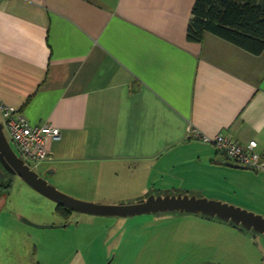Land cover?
Wrapping results in <instances>:
<instances>
[{"label":"crops","instance_id":"1","mask_svg":"<svg viewBox=\"0 0 264 264\" xmlns=\"http://www.w3.org/2000/svg\"><path fill=\"white\" fill-rule=\"evenodd\" d=\"M194 3L0 0V100L60 128L42 162L56 187H96L105 162L186 154L232 171L264 209V171L224 164L199 137L256 140L264 153V51L211 33L190 41Z\"/></svg>","mask_w":264,"mask_h":264},{"label":"rangeland","instance_id":"2","mask_svg":"<svg viewBox=\"0 0 264 264\" xmlns=\"http://www.w3.org/2000/svg\"><path fill=\"white\" fill-rule=\"evenodd\" d=\"M4 131L16 151L9 130ZM209 150L216 153L214 148ZM167 157L157 165L105 162L99 184L90 189H59L44 161L35 170L58 190L93 203L122 204L152 195L183 194L219 200L264 216V209L235 187L234 177L229 176L232 171L210 166L206 158ZM8 178L12 185L0 198V264H264V234L218 217L180 210L130 216L73 210L64 217L56 212V202L22 178L3 177ZM24 218L49 226L38 227Z\"/></svg>","mask_w":264,"mask_h":264},{"label":"water","instance_id":"3","mask_svg":"<svg viewBox=\"0 0 264 264\" xmlns=\"http://www.w3.org/2000/svg\"><path fill=\"white\" fill-rule=\"evenodd\" d=\"M0 163L3 168L12 175L22 178L29 186L40 194L53 200L58 205L66 208L96 215L130 216L142 213L158 212L164 210H180L192 213H202L209 217H218L221 220L241 225L246 229H253L264 234V216L249 211L240 206L228 204L219 200L197 198L196 196L176 194L149 196L142 200H129L122 204H98L74 198L50 184L39 172L32 169L17 154L8 140L4 125L0 120ZM224 164L237 168H247L225 162ZM24 221L38 227H48L31 222L24 218ZM212 264V263H192Z\"/></svg>","mask_w":264,"mask_h":264},{"label":"trees","instance_id":"4","mask_svg":"<svg viewBox=\"0 0 264 264\" xmlns=\"http://www.w3.org/2000/svg\"><path fill=\"white\" fill-rule=\"evenodd\" d=\"M206 33L251 54H261L264 51V0H195L187 38L201 42ZM7 173L0 163V198L12 185L10 178L3 179ZM72 211L57 204L59 215L69 217Z\"/></svg>","mask_w":264,"mask_h":264},{"label":"built area","instance_id":"5","mask_svg":"<svg viewBox=\"0 0 264 264\" xmlns=\"http://www.w3.org/2000/svg\"><path fill=\"white\" fill-rule=\"evenodd\" d=\"M0 114L4 129L7 128L11 134L17 154L34 170L49 157L51 142L62 137L59 127L50 123L33 125L19 109L1 100ZM199 137L202 141L213 144L228 162L254 171H264V153L258 150L256 140L244 144L222 133Z\"/></svg>","mask_w":264,"mask_h":264},{"label":"flooded vegetation","instance_id":"6","mask_svg":"<svg viewBox=\"0 0 264 264\" xmlns=\"http://www.w3.org/2000/svg\"><path fill=\"white\" fill-rule=\"evenodd\" d=\"M3 167V166H2ZM8 174V173H7Z\"/></svg>","mask_w":264,"mask_h":264}]
</instances>
